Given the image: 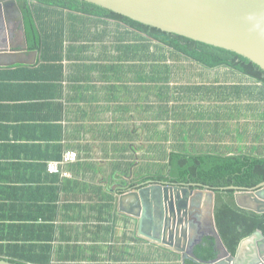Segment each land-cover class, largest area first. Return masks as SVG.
Returning a JSON list of instances; mask_svg holds the SVG:
<instances>
[{"label":"crops","instance_id":"obj_1","mask_svg":"<svg viewBox=\"0 0 264 264\" xmlns=\"http://www.w3.org/2000/svg\"><path fill=\"white\" fill-rule=\"evenodd\" d=\"M91 51L83 60L66 59L62 79L48 73L52 79L31 80L21 69L0 68V220H23L6 222L8 228L0 222V235L30 236L36 226V236H45L52 231L44 227H52V264H96L104 257L126 263L120 249L127 234L136 237L137 223L126 225L129 215L121 211L119 197L124 186H144L145 176L135 171L142 149L151 153L152 138L143 136L142 115L135 110L142 82L132 67L111 69L135 60L123 59L120 52ZM67 150L79 154L78 162L60 165L69 175L49 173L48 164L61 162L58 157ZM105 203L113 207L103 208ZM138 239L129 247L149 248L137 246ZM114 244L120 247L117 258Z\"/></svg>","mask_w":264,"mask_h":264},{"label":"trees","instance_id":"obj_2","mask_svg":"<svg viewBox=\"0 0 264 264\" xmlns=\"http://www.w3.org/2000/svg\"><path fill=\"white\" fill-rule=\"evenodd\" d=\"M17 3L22 11L30 50L38 52L39 60L33 67L12 68L21 69L31 80L52 79L53 76H48V73L52 75L56 73L57 79H62L66 59L72 61L85 59V54L92 50L93 42H103L109 35L107 29L92 31V25L108 24L110 21L124 28L121 33L123 39L114 46L115 52L122 53L123 56L121 54L120 56L126 57L127 60L137 62L129 67H140L141 72L137 75L142 84L152 82L160 87L162 93V89L170 85L174 74L176 76L184 73L183 66L169 64V61L186 59L208 70L223 69L226 74L233 77L239 75L250 81L251 84L239 81L228 85L235 100L257 104L264 101V70L233 51L144 25L85 1L17 0ZM130 38L134 43L128 42ZM103 46L107 49L105 45ZM153 47L156 51L152 50ZM122 67L124 66L111 65L115 73ZM148 67L150 75L144 72ZM175 67H180V73L173 70ZM158 69L166 73L158 76ZM203 87L205 86L186 85L176 89L184 91L185 95L188 93L192 95L201 94ZM218 88L222 91L223 85L219 84ZM62 157H58V160ZM168 169L165 174L159 173L156 177L147 175L142 182L144 185L151 181L170 182L192 185L198 189L208 187L213 190L216 194L214 212L216 227L231 255L236 254L243 239L256 231L264 234V214L239 208L234 198L235 191L228 189L232 186L251 189L264 183V155L232 152L225 156L202 152L199 154L171 152ZM57 199L58 197L53 194L52 200ZM111 206L113 207L110 203L102 205L108 209ZM48 219L47 221H52L54 217ZM21 221L23 220H0L6 228L10 226L5 225L6 222L20 224L23 223ZM16 227L25 228L22 225ZM44 228L52 232L45 236H36V231L40 228L35 226L29 230L34 233L30 236L0 235V260L15 264H52L54 252L50 243L54 240L53 228L47 225ZM194 257L197 262L187 261L186 264H212L216 261L219 257L216 239L212 236L204 238L195 248Z\"/></svg>","mask_w":264,"mask_h":264},{"label":"water","instance_id":"obj_3","mask_svg":"<svg viewBox=\"0 0 264 264\" xmlns=\"http://www.w3.org/2000/svg\"><path fill=\"white\" fill-rule=\"evenodd\" d=\"M80 1L95 4L168 33L233 51L264 70V0ZM10 5L20 10L17 0H0V9H6ZM38 58V52L29 51L25 41L24 50H0V68L35 66ZM194 187L169 185L166 182L149 183L138 190H130L124 186L120 191L119 205L121 211L138 220L141 237L158 243L162 240L161 236L168 233L169 219L175 222L182 214L186 216L188 232L189 222L193 221L194 214L202 216V219L207 214L212 222L216 242L225 253L223 256L219 252L218 259L212 264H221L225 260L228 264H264V234L256 231L243 239L236 254L231 255L216 227L215 192L208 187ZM228 189L235 191L234 198L239 208L264 214V183L251 189L234 186ZM163 212H169L171 216L165 218V225L164 219L162 220V216L165 217ZM179 228H176V234L171 231V240L176 235V240L179 241ZM152 234H158L159 239ZM184 242L186 244L187 240ZM188 253L194 256L191 247ZM183 261L185 262V257ZM0 264L15 263L0 260Z\"/></svg>","mask_w":264,"mask_h":264},{"label":"rangeland","instance_id":"obj_4","mask_svg":"<svg viewBox=\"0 0 264 264\" xmlns=\"http://www.w3.org/2000/svg\"><path fill=\"white\" fill-rule=\"evenodd\" d=\"M95 26L92 25V31L107 29L109 35L103 42H93L91 52L96 54L104 50L108 54H116L114 46L123 39L121 33L124 28L112 22ZM128 42L134 43L131 38ZM152 50L156 51L155 47ZM151 63L153 64L152 61ZM169 64L183 66L184 73L176 76L174 74L170 82L171 86L162 89V93L158 85L155 86L151 82L143 83L142 97L136 98L138 107L135 110L139 116L142 115L144 122L142 134L144 137L146 135L152 138V144L148 148L152 154H146V147L142 149L144 153L140 155L141 165L135 171V175H140V171L143 176L156 177L159 173L165 174L169 170L168 161L171 152L184 154L202 152L225 156L229 152L264 155V101L259 104L246 100L237 101L233 91L228 87L229 84L239 81L251 84L250 81L239 75L233 77L231 74H226L223 69L208 70L186 59L170 60ZM175 68L173 70L180 73V67ZM123 69L125 71L135 69L134 71L141 72L138 71L140 69L138 66L132 69L124 66ZM144 72L150 75L149 67L144 69ZM165 73L162 69H158V76ZM219 84L223 85L222 91L218 88ZM186 85L205 87L200 91L201 94L192 93V95L190 93L185 95L184 91L176 89ZM131 90L133 91L134 88L128 89ZM129 94L135 99L132 92ZM254 146L256 147L253 148ZM143 156L145 159L142 158ZM131 224L134 222L130 221L126 225ZM130 240L134 241L135 237L127 234L124 249L115 248L125 250L122 258L124 257L126 263L123 261L122 264H141L142 260L143 264H183L179 256L163 248L142 247L140 250L135 247L130 248ZM99 256L102 258V255ZM107 259L104 257V260L99 259V261L103 262ZM113 260L103 264H117Z\"/></svg>","mask_w":264,"mask_h":264},{"label":"flooded vegetation","instance_id":"obj_5","mask_svg":"<svg viewBox=\"0 0 264 264\" xmlns=\"http://www.w3.org/2000/svg\"><path fill=\"white\" fill-rule=\"evenodd\" d=\"M19 6V5H18ZM20 8V7H19ZM22 11L21 9H17L15 6H8L6 9H0V50H6V51H10V52H16V51H20V50H24L25 48V41L27 42V47L30 50L29 47V43L26 37V32H25V28L23 29L24 26V21L22 19ZM110 23V21H108ZM114 23V22H112ZM153 183H165V182H153ZM169 185H176V186H190V185H185V184H172L170 182H166ZM147 185V184H146ZM192 186V185H191ZM193 188V187H192ZM194 189H198V188H194ZM121 209V208H120ZM183 212V211H182ZM162 213H160L161 216ZM169 214V212H168ZM167 213L163 212V215H165V217L162 216V220L164 221V225L166 224L165 222V218L171 217L170 214L168 215ZM191 215V214H190ZM197 216L194 214L193 215V221H190V227L189 231L187 232L186 227L187 224V217L184 216L183 214L181 215V217L179 219H177V221H172L171 219H169V228H168V233L166 234V236H164V234L161 236V242H155L152 240H148L145 239L143 237H141L139 235V226H138V220L128 216V222L130 221H134V223H137V228H136V237L135 238H139L138 242L139 245H144L146 247H155V248H163L166 249L168 251L173 252L174 254H176L177 256H179V258H181V261L183 264H186L187 261H196V258L193 256H191L188 253V249H193L195 250V248L197 247L198 244H201L203 239L206 237H214L216 239V237L214 236V231L212 228V222L210 217L206 214L204 216V218L202 219V216ZM189 221V220H188ZM174 223V225H173ZM179 228V241L176 240V235H173L172 240L170 239V233L171 231H173L176 234V228ZM153 237H155L156 239H159V235H154L152 234ZM186 244L184 241H186ZM141 241V243H140ZM137 246L138 243L136 244ZM119 245L114 244L111 247H113V254L116 256H119V249H115L116 247H118ZM216 246L218 248V251L220 252L221 255L225 254L224 251L219 247V245L216 242ZM179 250H184V252H179ZM110 253V252H109ZM112 254V252H111ZM103 256V254H101ZM224 256V255H223ZM185 257V262L183 261V258ZM102 261V260H101ZM86 263L90 264V262L92 263V261H85ZM109 261H103L100 262L98 261L97 263H108ZM113 262V261H112ZM117 264H122L124 263L123 261H119L116 259ZM84 264L83 261H69V262H65L64 264ZM96 263V264H97ZM221 264H228V262L225 260L224 262H222Z\"/></svg>","mask_w":264,"mask_h":264},{"label":"built area","instance_id":"obj_6","mask_svg":"<svg viewBox=\"0 0 264 264\" xmlns=\"http://www.w3.org/2000/svg\"><path fill=\"white\" fill-rule=\"evenodd\" d=\"M78 160H79V154L76 151L67 150L64 153L61 162H51L48 164V171L51 174H61L67 177L69 174L62 171V169L60 168V165L73 164V163L78 162Z\"/></svg>","mask_w":264,"mask_h":264}]
</instances>
